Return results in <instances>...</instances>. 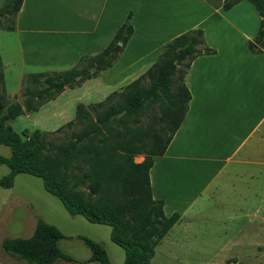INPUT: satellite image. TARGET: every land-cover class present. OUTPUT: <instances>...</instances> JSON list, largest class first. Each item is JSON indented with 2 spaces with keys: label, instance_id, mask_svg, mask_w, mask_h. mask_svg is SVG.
I'll return each instance as SVG.
<instances>
[{
  "label": "crops",
  "instance_id": "obj_1",
  "mask_svg": "<svg viewBox=\"0 0 264 264\" xmlns=\"http://www.w3.org/2000/svg\"><path fill=\"white\" fill-rule=\"evenodd\" d=\"M224 3L23 0L15 16L22 68L20 92L26 67L41 71L75 67L82 57L103 52L131 14L133 35L113 67L99 74L107 89L104 101L118 92L113 90L119 82L129 80L127 86L142 76L169 41L191 30L204 32L206 45L216 53L199 56L189 68L185 85L191 100L185 119L165 154L154 157L149 172L152 196L164 202L165 215H181L171 230L176 231L175 240L212 204H247L250 199L255 203L260 194L258 179L264 177V50L253 53L249 48L263 17L249 1L230 9H225ZM69 102L56 108L67 107ZM143 160L140 155V162ZM13 190L14 185L0 187L4 196L0 201V264H28L5 253L2 242L30 238L43 218L29 204L8 202L5 196L11 197ZM229 192L235 194L233 201H222L223 194ZM246 194L253 196L247 198ZM54 264L72 263L59 260Z\"/></svg>",
  "mask_w": 264,
  "mask_h": 264
},
{
  "label": "trees",
  "instance_id": "obj_2",
  "mask_svg": "<svg viewBox=\"0 0 264 264\" xmlns=\"http://www.w3.org/2000/svg\"><path fill=\"white\" fill-rule=\"evenodd\" d=\"M245 0H225L230 9ZM263 17L261 28L249 48L253 53L264 50V0H246ZM23 0H13L7 12L16 14ZM131 14L115 34L108 47L98 55L84 56L70 69L54 75H29L40 83L37 91L26 89L23 105L3 102L4 73L0 61V145L12 150L10 158L0 157V165L10 172L0 178V187L10 189L15 177L27 174L43 181L44 189L58 198L71 216H83L88 222L112 228L111 241L125 253L124 264H152L156 248L180 221L178 213L167 217L164 202L152 196L149 172L154 157L163 156L188 111L191 94L185 76L199 56L213 55L206 45L202 30H191L165 45L158 60L137 80L114 92L106 101L90 106L96 110L95 120L87 106L76 107L75 122L81 125L63 144L47 141V133L39 130L31 135L13 131L8 124L27 113H37L45 100L56 99L66 88L76 87L96 78L113 67L133 35ZM11 30V29H10ZM44 79L42 82L41 79ZM120 100L100 111L112 98ZM39 103L35 105L34 101ZM146 111H160L153 116L164 124L157 131L152 123L148 130L136 129ZM60 130V129H59ZM163 133L167 132L164 138ZM149 138L150 141H145ZM144 155L136 163L134 158ZM84 187L86 190H82ZM66 236L55 226L39 220L30 238L6 239L2 249L8 255L28 264H54L59 260L76 262L62 251L59 242ZM91 252L86 263L113 264L105 249L97 242L78 237Z\"/></svg>",
  "mask_w": 264,
  "mask_h": 264
},
{
  "label": "rangeland",
  "instance_id": "obj_3",
  "mask_svg": "<svg viewBox=\"0 0 264 264\" xmlns=\"http://www.w3.org/2000/svg\"><path fill=\"white\" fill-rule=\"evenodd\" d=\"M12 2L13 0H0V61L5 75L4 90L2 89L1 92L6 105L19 102V100L25 101L26 89L37 91L41 88L40 83H33L29 80V75L44 72L46 76H49L66 70V68H44L41 71L37 68L26 67L22 89L18 92L22 68L17 37L14 33L15 15L7 12ZM99 76L86 80L76 87L68 88L65 95L50 105H46L49 100L43 101L37 113H27L8 124L14 132L19 134L27 131L28 135H31L39 130L47 133L46 139L51 143L67 142L72 132L79 131L82 127L77 123L71 127L67 126L70 121L75 122L77 104L89 105L87 108L91 118L95 120L97 109L93 110L90 106L104 101L103 95L107 93ZM43 80L42 78L40 81ZM128 83H130L129 80L119 82L113 91H119ZM66 100H70L67 107L56 108ZM119 100L118 97L112 98L100 108V111ZM34 103L37 105L39 101L35 100ZM26 115L31 117H26ZM155 115L159 118L160 111H146L140 123L133 122L134 127L144 131L148 130L154 123L152 117ZM164 126L159 120H155L153 127L160 131L159 128ZM162 134L165 138L167 132L162 131ZM145 141L148 142L150 139L147 138ZM11 156V148L0 145V157L10 158ZM134 161L139 163L140 155L136 156ZM9 172L6 165H0V178L8 175ZM258 181L260 194L256 197L255 203L253 199H250L247 204H214V206L212 204L179 240L174 239L176 231H171L157 246L152 264H264V177H260ZM81 189L86 190L84 187ZM12 193L11 197L5 196L8 202L33 206L44 222L57 227L66 236L59 242V247L76 262H80L79 264H98L86 263L91 257V252L78 238L79 236L87 237L100 244L107 252L111 263L124 264V250L111 241V228L106 225L92 224L80 215H69L61 201L44 189L40 178L27 174L18 175L15 178ZM246 195L247 198L253 196V194ZM3 197L0 195V201ZM234 197L235 194L229 192L223 194L221 200L230 202Z\"/></svg>",
  "mask_w": 264,
  "mask_h": 264
},
{
  "label": "water",
  "instance_id": "obj_4",
  "mask_svg": "<svg viewBox=\"0 0 264 264\" xmlns=\"http://www.w3.org/2000/svg\"><path fill=\"white\" fill-rule=\"evenodd\" d=\"M24 100H19V104L23 105L24 104Z\"/></svg>",
  "mask_w": 264,
  "mask_h": 264
}]
</instances>
